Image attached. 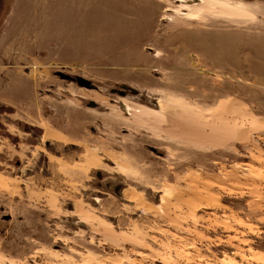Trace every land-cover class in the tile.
<instances>
[{"label": "rangeland", "instance_id": "1", "mask_svg": "<svg viewBox=\"0 0 264 264\" xmlns=\"http://www.w3.org/2000/svg\"><path fill=\"white\" fill-rule=\"evenodd\" d=\"M202 1L0 0V264H264V0Z\"/></svg>", "mask_w": 264, "mask_h": 264}, {"label": "flooded vegetation", "instance_id": "2", "mask_svg": "<svg viewBox=\"0 0 264 264\" xmlns=\"http://www.w3.org/2000/svg\"><path fill=\"white\" fill-rule=\"evenodd\" d=\"M56 76L59 77V78H61L62 80H66V81L70 82V85H77V86H79V85H78V82L74 81L72 76L65 75L64 73H61V72L56 73ZM79 87H80V86H79ZM82 88H83V87H82ZM96 89H97V88H96ZM96 89H94V90H96ZM114 91H115V90H114ZM114 93H115V94L117 93L118 95L121 96V94H120L119 92H116V91H115ZM87 104H88V107L91 108V109H97V108H99V106H98L97 103H94V102H87ZM150 109H152V108H150ZM45 146H46L47 148H49L50 150L53 149V148H52V145H51L50 142H46ZM155 152H157V151H155ZM101 173H102V172L97 173V171H95L94 175L97 174L98 177H99V175H101ZM106 177L109 178L108 175H106ZM99 178H100V177H99ZM98 182H99V181H98ZM111 185H114V186L111 187ZM106 186L108 187V188H106V189H108V190H109V189L114 190L113 193H115L116 195H117V193H119L120 191H121V193L123 194V192L126 190L125 187H120V186L116 185L115 183H111V182H108V183L106 184ZM2 221H4V222H10V221H11V217H10V216H5V217L3 218ZM2 223H3V222H2Z\"/></svg>", "mask_w": 264, "mask_h": 264}, {"label": "bare ground", "instance_id": "3", "mask_svg": "<svg viewBox=\"0 0 264 264\" xmlns=\"http://www.w3.org/2000/svg\"><path fill=\"white\" fill-rule=\"evenodd\" d=\"M216 3V2H215ZM215 3H211V2H209V1H207V0H203L202 1V5H201V7L202 8H206V9H208V10H216V11H218L219 13H224L225 15L226 14H235V15H237V14H240V13H242V12H244V9L243 8H241V7H239L238 5L237 6H224V5H222L221 3L219 4V3H216L217 5H215ZM215 5V6H214ZM214 12V11H213ZM235 15H233V16H235ZM137 115H136V114ZM134 113V115H135V119H137V120H141V115L143 114H141L140 115V113H138V112H135ZM149 118V117H148ZM155 120V119H154Z\"/></svg>", "mask_w": 264, "mask_h": 264}, {"label": "water", "instance_id": "4", "mask_svg": "<svg viewBox=\"0 0 264 264\" xmlns=\"http://www.w3.org/2000/svg\"><path fill=\"white\" fill-rule=\"evenodd\" d=\"M73 80L78 82V85L80 87L87 88V89H94L95 88V86L92 84L91 81H88V80H86V79H84L82 77L75 76V77H73ZM123 88L125 90H123V92L120 93L122 97H126L129 90L132 92V90L130 88H128V87H123Z\"/></svg>", "mask_w": 264, "mask_h": 264}]
</instances>
